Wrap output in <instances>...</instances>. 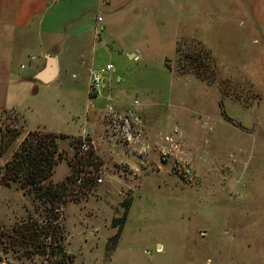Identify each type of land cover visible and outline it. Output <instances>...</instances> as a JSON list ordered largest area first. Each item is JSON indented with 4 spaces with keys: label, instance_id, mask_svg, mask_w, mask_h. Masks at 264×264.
<instances>
[{
    "label": "rangeland",
    "instance_id": "obj_1",
    "mask_svg": "<svg viewBox=\"0 0 264 264\" xmlns=\"http://www.w3.org/2000/svg\"><path fill=\"white\" fill-rule=\"evenodd\" d=\"M246 10L242 0H233L231 23L222 22L216 30L208 14L199 28L201 38L178 40L165 60L171 70L166 92L128 95L131 103L138 100L140 111H135L150 144L144 161L109 140L103 124L108 106L126 110L111 94L101 93L104 100L98 104L84 98L81 87L72 93L60 81H33L21 96L11 89L10 104L18 101L23 110L0 108V264L256 262L262 244L247 243L262 234L258 215L243 214L241 203L227 194H233L231 175L239 173L230 165L237 152L230 154L227 141L243 136L252 162H262L256 146L264 149L261 135L253 133L256 128L264 132V118L256 119L258 110L264 114L258 108L262 97L264 108V81L259 82L257 69L264 63V48L259 53L256 23ZM152 27L159 31L158 18ZM165 43L160 37L148 49L154 65ZM119 60L117 49L111 61L117 67ZM174 127L181 135L180 151L163 162L158 142ZM84 128H91L97 141L98 161L75 156ZM39 142L46 155L54 150L55 164L45 180L28 185L20 160L35 155ZM247 168L243 185L252 192L249 203L256 205L251 197L263 184L253 179L264 177V166ZM229 221L248 227L233 231Z\"/></svg>",
    "mask_w": 264,
    "mask_h": 264
},
{
    "label": "crops",
    "instance_id": "obj_2",
    "mask_svg": "<svg viewBox=\"0 0 264 264\" xmlns=\"http://www.w3.org/2000/svg\"><path fill=\"white\" fill-rule=\"evenodd\" d=\"M242 2L247 18L251 17L256 23L258 51L263 52L264 0ZM208 14L212 15L211 22L216 30L222 27V22L231 23L233 0H0V108L23 110L18 101L10 104L11 95H14L11 89L17 88V95L21 96L33 81L43 84L60 81L72 93L76 87H81L83 97L88 100L89 68L111 61L118 49L120 60L114 76L118 74L122 80L117 83L112 76L102 94H111L119 108L132 106L140 111V106L133 105L128 95L139 90L148 98L166 92L171 83L166 56L175 50L180 38H201L199 28ZM98 15L103 17L106 26L99 37L95 34ZM219 15L223 19H219ZM155 18L160 21L157 32L152 31ZM241 22L243 24V19ZM153 34L157 35V43ZM160 37L166 43L161 45V59L154 65L148 49L154 48ZM137 54L141 57L134 59ZM31 56L35 59L31 60ZM50 57L54 62V75L49 82H43L36 74L46 68ZM257 69L259 82L264 81V63L258 64ZM95 99L98 104L104 100L103 95ZM262 100L263 97L258 105L261 111L264 110ZM257 113V120L264 118L260 110ZM253 133L261 135L259 143L264 142V132L256 128ZM247 142L243 136H236L226 143L230 154L237 152V160L233 158L230 165L234 172H239L231 175L228 187L233 194H227L229 199L241 203L243 214L258 215L256 224L262 225V234L247 244L250 247L262 244V254L253 263L264 264V177L253 179L263 184L262 188H257L258 195L251 197L256 205L249 203L252 192L248 190L247 194V186L243 185L244 178L250 175L247 167L260 169L264 166V149L256 146L262 162L253 163L248 157ZM214 153L217 157V152ZM238 155H241L239 163ZM247 224L229 221L227 225L230 230L240 231L248 227Z\"/></svg>",
    "mask_w": 264,
    "mask_h": 264
},
{
    "label": "built area",
    "instance_id": "obj_3",
    "mask_svg": "<svg viewBox=\"0 0 264 264\" xmlns=\"http://www.w3.org/2000/svg\"><path fill=\"white\" fill-rule=\"evenodd\" d=\"M105 27L103 17L98 15L95 26V34L97 37L105 30ZM33 59H35L34 56ZM115 72L116 66L112 61H107L99 66H91L89 68L87 97L90 103L94 98L101 95L103 88L112 76L115 82H121L122 77L120 75L114 76ZM137 104L138 100L133 101V105ZM103 124L110 141L119 145L126 152L139 156L143 161L146 159L150 144L142 128V120L136 113L135 108L130 106L125 111H120L112 105H109L108 112L103 117ZM178 130V127H174L171 132L168 131L162 134V142H158V153L161 161L165 162L173 157H177L176 155L181 147L179 142L181 135ZM91 131V128H84L82 130L80 138L76 142V158L87 159L92 157L98 161L94 153L97 149V141ZM179 167L177 166L178 170ZM98 181H102V178L99 177ZM209 263L210 260L207 261V264Z\"/></svg>",
    "mask_w": 264,
    "mask_h": 264
},
{
    "label": "trees",
    "instance_id": "obj_4",
    "mask_svg": "<svg viewBox=\"0 0 264 264\" xmlns=\"http://www.w3.org/2000/svg\"><path fill=\"white\" fill-rule=\"evenodd\" d=\"M51 144L53 145V147H55L52 140H51ZM36 147H37V149L35 151L36 152L35 155H32V157H30L29 159H26L25 161L20 160L25 164L24 166L26 167L25 168V172H26L25 176H26L28 185L29 184L36 185L38 183H41L43 180H45L48 177L50 170L53 168V165L55 164V161L52 158L54 150H51L52 152L48 156L44 153L43 145L41 142L37 143ZM24 151H26V150H24ZM21 156H23V158H24L23 152H21ZM47 156H48V158H47ZM22 162H21V164H22ZM74 169H76V168H74ZM72 178H73V176H72ZM72 178H71V176H67V179H72Z\"/></svg>",
    "mask_w": 264,
    "mask_h": 264
},
{
    "label": "water",
    "instance_id": "obj_5",
    "mask_svg": "<svg viewBox=\"0 0 264 264\" xmlns=\"http://www.w3.org/2000/svg\"><path fill=\"white\" fill-rule=\"evenodd\" d=\"M53 64H54L53 59L50 57L46 68L38 72L36 74V78L43 82H49L53 78V75H54Z\"/></svg>",
    "mask_w": 264,
    "mask_h": 264
}]
</instances>
